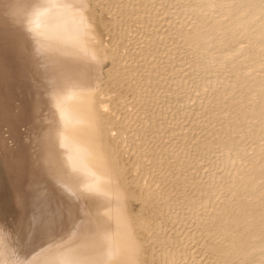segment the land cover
Returning <instances> with one entry per match:
<instances>
[{"label":"bare ground","instance_id":"6f19581e","mask_svg":"<svg viewBox=\"0 0 264 264\" xmlns=\"http://www.w3.org/2000/svg\"><path fill=\"white\" fill-rule=\"evenodd\" d=\"M0 264H264V0H0Z\"/></svg>","mask_w":264,"mask_h":264},{"label":"rangeland","instance_id":"374dc122","mask_svg":"<svg viewBox=\"0 0 264 264\" xmlns=\"http://www.w3.org/2000/svg\"><path fill=\"white\" fill-rule=\"evenodd\" d=\"M176 10H182L180 6H177L176 9H173V12L175 13ZM182 12H184L182 10ZM169 20L174 21L175 23H179L180 20H176V18H171V15L166 17ZM165 28V23H163L161 25V27H159L157 30L161 29V28ZM173 47H171L172 49ZM189 54L186 52V48H183L180 52V56H179V60L180 62H185L186 58H188V60H191L192 58L190 56H188ZM176 66H179V64H176ZM110 68V64H108V66L105 68V72ZM183 68V67H182ZM182 70H184L183 76L188 77L186 80V84L194 78L193 75V71L189 69V65L185 66ZM173 88L171 90V92L166 95L167 99L165 100V103H168L170 100H174L176 95L173 93L174 89H177L174 85H172ZM201 85L198 79H195L194 81H192V83L190 84L189 87H185L184 89H182V93L186 94L189 93L190 95L192 94V96L195 99L198 98H204L205 102H208L207 99L209 98V95L211 94V90L210 88H208V93L206 96L202 97L200 94H198V90H200ZM222 88V86H219V88L215 89V93L219 92L220 89ZM203 102V101H202ZM193 108L192 104H188L185 108V111L187 113H189V111ZM178 110V109H177ZM204 111V110H203ZM190 113L188 114V116L183 119L185 121V125H188L189 129H191L192 131L190 132V136L193 139H196L198 136H201L203 138H209L211 136V132L213 131V126L217 125L213 120H211V116H209V120L208 118L205 119L203 116L200 115H196L194 117H189ZM186 119V120H185ZM225 122H220L218 126H216V131H221L224 130V128L226 127ZM210 125V126H209ZM209 132V133H208ZM236 137H239L238 135H236ZM198 139H196L197 141ZM213 140V139H212ZM191 155L193 156V161L194 163L191 165L192 167H196L195 170L199 169V167H204L203 171H199V174H193V179L195 180V178L199 177L200 173H203L205 175H215V177L219 176L221 179V182L223 184H230L231 180L229 177V173L227 171H225L224 168H219V167H215L214 164L207 166L208 160L213 157L215 161L218 160V157L216 155H212L210 156V153H206L202 150L196 151L195 149H193L191 151ZM202 161H207L204 162L203 164ZM200 162V164L198 165L197 163ZM217 175V176H216ZM195 177V178H194ZM200 179H196V181L201 180V177H199ZM203 178V177H202ZM219 178V179H220ZM218 179V180H219ZM206 180V179H205ZM204 185V184H203ZM202 185V186H203ZM190 187V186H189ZM187 188V191H189L188 193L190 195H194L196 193L195 190H197V186L193 185L190 188ZM193 187H194V191H193ZM192 188V189H191ZM197 188V189H196ZM203 188V187H202ZM191 189V190H190ZM200 190H202L200 188ZM226 191V190H225ZM231 193L229 195H225V199L227 198V196H230ZM139 206H137L136 209H138Z\"/></svg>","mask_w":264,"mask_h":264}]
</instances>
